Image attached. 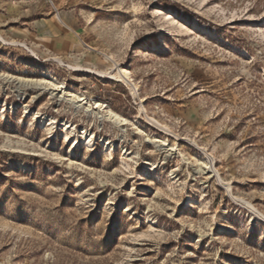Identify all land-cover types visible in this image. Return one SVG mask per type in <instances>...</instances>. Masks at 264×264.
I'll list each match as a JSON object with an SVG mask.
<instances>
[{
    "label": "rangeland",
    "instance_id": "obj_1",
    "mask_svg": "<svg viewBox=\"0 0 264 264\" xmlns=\"http://www.w3.org/2000/svg\"><path fill=\"white\" fill-rule=\"evenodd\" d=\"M261 215L264 0H0V264H264Z\"/></svg>",
    "mask_w": 264,
    "mask_h": 264
},
{
    "label": "bare ground",
    "instance_id": "obj_2",
    "mask_svg": "<svg viewBox=\"0 0 264 264\" xmlns=\"http://www.w3.org/2000/svg\"><path fill=\"white\" fill-rule=\"evenodd\" d=\"M156 48H158L157 46H156ZM71 67V66H70ZM73 69H76V67L75 66H73L72 67ZM79 70H84V71H86V70H91L90 68H86V69H83V68H79ZM88 73V72H87ZM92 73V72H91ZM92 74H94V75H97V76H99V77H107V78H117V79H119L116 75H115V73H113L112 71H109L108 69H106V70H104V71H102V72H93ZM119 76V75H118ZM50 76H47V78H49ZM122 78V77H121ZM124 82H126V84L128 85V86H132L131 85V83L129 82V80L127 79V78H125V76H124ZM55 82V81H54ZM57 83V82H56ZM27 85V84H26ZM35 86H37V87H40V88H43L44 90H48V91H51V95H53L54 96V93L55 92H59V93H61V92H63V90H64V86L63 85H59V84H56V85H54V83H47V81L45 82V81H40V82H38V83H35L34 84ZM51 86V87H50ZM135 87V86H134ZM61 89V90H60ZM135 89H137L136 87H135ZM64 95H65V93H64ZM56 97H57V95H56ZM68 98L70 97V101H71V103L72 104H75V105H79L78 107L79 108H86V106L87 105H89V101H87V99H85V98H83V99H81L80 97H77V96H75V95H68L67 96ZM66 97V98H67ZM61 99H62V96H61ZM64 100V99H63ZM101 107H103V105L102 104H100V103H96V107L95 108H93L92 109V112L94 113V114H96V115H101L104 119H110V120H112L115 124L116 123H118V122H120V118L117 116V115H115V114H113L111 111L109 112V114L108 115H104V114H102L100 111H101ZM106 107H108V106H106ZM88 108V107H87ZM89 110L91 109V106H89V108H88ZM96 109H98L99 111L98 112H95V110ZM1 115H4L3 114V112L1 111ZM35 120H37L38 118L37 117H35L34 118ZM48 121H50V127H51V129H50V131H53L54 129H55V127H56V124H57V122L54 120V119H50V120H48ZM43 123V122H42ZM65 137H66V139L68 140L71 136H73V140L76 142V143H78V141L80 142V140H81V137L79 136V135H77L76 133H75V131H74V129H72V126H69L68 125V123H66L65 125ZM82 136H84V143H86V145H88L89 147H93V145L95 144V136H93V135H90V134H87L86 132H84L83 133V135ZM83 138V137H82ZM123 146V145H122ZM109 147H111V148H113V149H116L117 148V146L115 145V144H110L109 146H107L106 147V151H108L109 150ZM207 166V165H206ZM204 168V167H203ZM202 169V168H201ZM206 169V168H205ZM208 169V168H207ZM211 169V168H210ZM206 171V170H205ZM212 172H214V171H212ZM261 218L262 219H264V216H262L261 215Z\"/></svg>",
    "mask_w": 264,
    "mask_h": 264
}]
</instances>
